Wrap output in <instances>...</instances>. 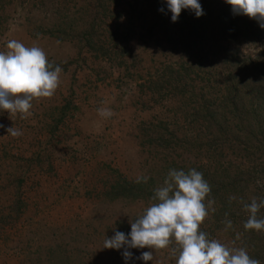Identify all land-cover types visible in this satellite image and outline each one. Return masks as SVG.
Segmentation results:
<instances>
[{
    "label": "rangeland",
    "instance_id": "obj_1",
    "mask_svg": "<svg viewBox=\"0 0 264 264\" xmlns=\"http://www.w3.org/2000/svg\"><path fill=\"white\" fill-rule=\"evenodd\" d=\"M156 7L154 0H0V51L18 40L62 68L54 95L34 100L29 115L0 111V264H175V244L128 249L126 261L124 248L103 242L130 233L170 170L190 169L210 186L223 184V199H205L214 203L200 230L229 247L247 243L251 258H264V231L243 227L244 204L264 199V127L240 125L231 111L252 115L257 90L237 64L248 65L258 49L210 39L212 26L202 35L195 25L197 40L182 36L171 19L162 25ZM208 102L219 112L214 128L203 114ZM12 126L22 135H7ZM235 178L243 193H224ZM254 237L262 245L253 248ZM148 251L153 260L138 259Z\"/></svg>",
    "mask_w": 264,
    "mask_h": 264
},
{
    "label": "clouds",
    "instance_id": "obj_2",
    "mask_svg": "<svg viewBox=\"0 0 264 264\" xmlns=\"http://www.w3.org/2000/svg\"><path fill=\"white\" fill-rule=\"evenodd\" d=\"M234 15H245L257 21L264 29V0H225ZM171 12V20L176 22L183 9H191L197 17L203 15L199 0H166ZM160 11H164L163 8ZM6 51H0V111L10 115H29L33 101L50 98L60 84L62 68L48 61L45 51L36 45L26 46L18 40H10ZM101 116L112 115L110 109H98ZM3 127V125H0ZM7 135L19 137L22 132L9 127ZM147 177L137 178V182H147ZM211 193L209 183L196 169L187 173L170 170L163 185L158 187L152 200L142 214L131 223L127 235L120 231L103 242V248L119 250L124 248V259H132L131 248L145 247L162 250L175 244L171 249L175 264H261L249 256L244 247H229L219 240L210 239L200 230V225L208 216L209 207L214 203L206 197ZM230 199H235L231 197ZM264 208V199L256 198L244 204L249 214L243 227L245 230L264 231V218L257 213ZM214 211V209H212ZM225 230L232 227L226 219ZM239 239V234H237ZM138 259L153 260L151 251L143 252Z\"/></svg>",
    "mask_w": 264,
    "mask_h": 264
},
{
    "label": "trees",
    "instance_id": "obj_3",
    "mask_svg": "<svg viewBox=\"0 0 264 264\" xmlns=\"http://www.w3.org/2000/svg\"><path fill=\"white\" fill-rule=\"evenodd\" d=\"M154 1L157 6L155 8L157 17L160 18L162 22H164L162 23V25L166 26L165 20L168 21L169 19H171L172 15L167 8L166 0ZM199 2L203 9V15L197 17L194 11H192L191 9H183L181 11L180 16L178 17V20L176 22L171 21V23H175L177 25V27L179 28L178 31L179 33L181 31L182 36L187 31L189 36H193L196 39L197 32H199V30L195 27V25H198L200 27L202 35L204 34L202 30L205 29V26H212L214 28L212 29V35L209 37L210 39L220 37L221 41L225 42L227 45H231L236 40L242 39L244 43H247V45L251 47H257L258 52L253 58V60L249 62L248 65H245V62H242V64L240 65L237 64L238 71L243 73L246 71L250 76V88L257 90V95L251 94L252 92L249 93L253 96L252 100L255 101V103H251V105L248 106V111L252 113V115L247 113L246 107H242L239 109L233 105V109L231 111L239 113L238 121L240 122V125H244V123H246L247 125H250L253 128L255 127L261 129L264 127L263 122L259 121L260 118L261 120L262 118L264 119V29L259 26L257 21H255L254 19H250L248 16L234 15L231 6L227 4L225 0H199ZM161 8L164 9L163 12L160 11ZM208 30L210 29L208 28ZM234 56V54L230 55V57L232 58H234ZM225 62H229V66H231L232 68L234 67V69L236 70L234 65L236 64V62L233 61L231 58L226 59ZM210 104L211 103L208 102L204 105L205 108L202 109L209 108L208 105ZM203 111V114L205 115L206 121L210 128L217 127L216 122L217 117L219 115L218 110L211 108L209 110L206 109ZM229 113L231 112L229 110H226V115ZM250 118L252 121H250ZM218 130L221 134V128ZM257 134L260 135V132H257ZM218 138H220V136H218ZM203 172L205 174L207 173L204 170ZM233 181L234 182H232L231 187L224 189V193H228L232 190L233 192H238L239 194L243 193L245 184H242L241 180H238L236 178ZM217 185L212 184L210 186L211 193L208 197H206V199L213 198L216 201V196L218 194H220L223 199L224 195L223 193H221L222 189L220 188L223 184L220 186ZM261 215L262 216L259 215V212L257 213L258 218H264L263 211L261 212ZM221 219H219V221ZM242 238L246 240L245 234L242 235ZM255 239V237L251 239V241L256 244L253 246V248L257 247L260 244L262 245V241L258 242V239ZM244 248L248 249L247 252H250L248 253L250 257L255 256L254 253L252 254V248L247 246V243L244 245ZM261 250L264 251V248L260 249V251ZM257 256H259V253H257ZM257 260H259L261 264H264L263 257L258 258Z\"/></svg>",
    "mask_w": 264,
    "mask_h": 264
}]
</instances>
